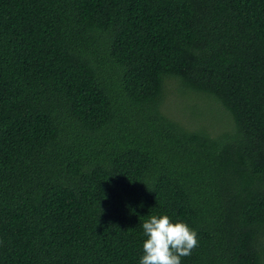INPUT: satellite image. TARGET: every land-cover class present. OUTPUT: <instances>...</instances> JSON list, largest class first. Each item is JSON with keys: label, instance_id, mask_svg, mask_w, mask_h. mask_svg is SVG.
I'll return each mask as SVG.
<instances>
[{"label": "trees", "instance_id": "trees-1", "mask_svg": "<svg viewBox=\"0 0 264 264\" xmlns=\"http://www.w3.org/2000/svg\"><path fill=\"white\" fill-rule=\"evenodd\" d=\"M152 215L264 264V0H0V264H139Z\"/></svg>", "mask_w": 264, "mask_h": 264}, {"label": "clouds", "instance_id": "clouds-1", "mask_svg": "<svg viewBox=\"0 0 264 264\" xmlns=\"http://www.w3.org/2000/svg\"><path fill=\"white\" fill-rule=\"evenodd\" d=\"M146 239L139 264H182L199 247L198 233L185 222L168 215L149 216L142 224Z\"/></svg>", "mask_w": 264, "mask_h": 264}, {"label": "rangeland", "instance_id": "rangeland-1", "mask_svg": "<svg viewBox=\"0 0 264 264\" xmlns=\"http://www.w3.org/2000/svg\"><path fill=\"white\" fill-rule=\"evenodd\" d=\"M204 103L206 104L208 102L204 100ZM177 106H179V104H177L174 108H176ZM174 108H173V110L170 108L172 112H175Z\"/></svg>", "mask_w": 264, "mask_h": 264}]
</instances>
